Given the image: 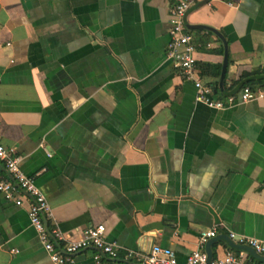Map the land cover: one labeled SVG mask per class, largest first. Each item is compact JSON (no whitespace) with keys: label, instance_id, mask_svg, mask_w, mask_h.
<instances>
[{"label":"crops","instance_id":"crops-1","mask_svg":"<svg viewBox=\"0 0 264 264\" xmlns=\"http://www.w3.org/2000/svg\"><path fill=\"white\" fill-rule=\"evenodd\" d=\"M176 1L0 0V143L46 196L49 227L74 238L103 223L121 257L159 243L183 261L212 226V257L230 231L264 240V99H195L167 48ZM186 20L227 42L223 68L222 39L189 28L213 97L264 69V0H199ZM16 194L0 192V264H53Z\"/></svg>","mask_w":264,"mask_h":264},{"label":"built area","instance_id":"built-area-1","mask_svg":"<svg viewBox=\"0 0 264 264\" xmlns=\"http://www.w3.org/2000/svg\"><path fill=\"white\" fill-rule=\"evenodd\" d=\"M197 1L199 0L174 2L170 9V38L167 44L168 52L175 57V63L182 75L193 80L195 99L214 108H223L227 103L244 102L254 98L264 99V88L249 84L241 86L237 92L229 93L223 98L213 97L211 86L195 76L194 36L185 23V14ZM19 160L20 157L15 153L14 147L0 143V192L6 199L13 200L16 204H22L23 201L22 196L16 194L18 190L28 195L27 213L30 224L36 230L53 264H73L75 252L88 246L97 249L93 254V264H125L123 261L125 259H134L135 264H259L251 260L244 250H236L230 246L224 248L222 256L208 258L204 244L216 234V226L200 231L198 245L183 261L177 259L172 248L159 243H153L148 251L127 249L121 257L119 245L106 239L103 223L89 225L78 237H70L58 227H49L45 223L46 217L50 214L47 198L35 183L33 175H28L21 169ZM228 235L239 244L253 247L258 253L264 252L262 239L234 231H230Z\"/></svg>","mask_w":264,"mask_h":264},{"label":"water","instance_id":"water-1","mask_svg":"<svg viewBox=\"0 0 264 264\" xmlns=\"http://www.w3.org/2000/svg\"><path fill=\"white\" fill-rule=\"evenodd\" d=\"M193 6V5H192ZM192 6L186 11V14H185V23L187 25V27L189 28H206V29H209L211 31H213L214 33H216L223 41V44H224V60H223V68L225 67V64H226V56H227V42L224 38V36L222 35V33L210 26V25H206V24H202V23H195V24H188L187 23V14L189 12V10L192 8ZM216 239V237H211L210 239H208V241L206 242V245H205V249H206V252L208 254V258H211V251H210V244ZM226 240L228 241V243L232 246V247H235V248H238V249H245L247 250L252 256L258 258V259H261V260H264V254H260L258 253L257 251H255V249L249 245H245V244H238V243H235L231 238L229 237H226Z\"/></svg>","mask_w":264,"mask_h":264},{"label":"trees","instance_id":"trees-1","mask_svg":"<svg viewBox=\"0 0 264 264\" xmlns=\"http://www.w3.org/2000/svg\"><path fill=\"white\" fill-rule=\"evenodd\" d=\"M209 66V65H206ZM239 82L240 86H243L245 84H249L251 86H263L264 87V69L263 68H255L252 71L245 72L241 75V77L236 81V83ZM233 93L231 90H227L225 92V95Z\"/></svg>","mask_w":264,"mask_h":264}]
</instances>
